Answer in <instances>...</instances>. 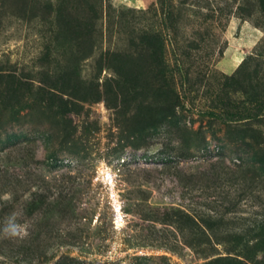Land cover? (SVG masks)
I'll list each match as a JSON object with an SVG mask.
<instances>
[{
    "label": "rangeland",
    "instance_id": "rangeland-1",
    "mask_svg": "<svg viewBox=\"0 0 264 264\" xmlns=\"http://www.w3.org/2000/svg\"><path fill=\"white\" fill-rule=\"evenodd\" d=\"M0 264H264V0H0Z\"/></svg>",
    "mask_w": 264,
    "mask_h": 264
},
{
    "label": "clouds",
    "instance_id": "clouds-1",
    "mask_svg": "<svg viewBox=\"0 0 264 264\" xmlns=\"http://www.w3.org/2000/svg\"><path fill=\"white\" fill-rule=\"evenodd\" d=\"M6 232H11L12 234H16L17 226L14 223H9L8 227L5 229Z\"/></svg>",
    "mask_w": 264,
    "mask_h": 264
},
{
    "label": "trees",
    "instance_id": "trees-1",
    "mask_svg": "<svg viewBox=\"0 0 264 264\" xmlns=\"http://www.w3.org/2000/svg\"><path fill=\"white\" fill-rule=\"evenodd\" d=\"M194 221V220H193ZM195 222V221H194ZM196 223V222H195ZM198 225V224H197ZM200 244V243H199ZM199 244H197L199 246Z\"/></svg>",
    "mask_w": 264,
    "mask_h": 264
}]
</instances>
